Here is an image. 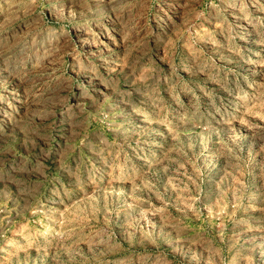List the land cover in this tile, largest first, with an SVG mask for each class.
Segmentation results:
<instances>
[{
    "label": "rangeland",
    "instance_id": "374dc122",
    "mask_svg": "<svg viewBox=\"0 0 264 264\" xmlns=\"http://www.w3.org/2000/svg\"><path fill=\"white\" fill-rule=\"evenodd\" d=\"M0 264H264V0H0Z\"/></svg>",
    "mask_w": 264,
    "mask_h": 264
}]
</instances>
